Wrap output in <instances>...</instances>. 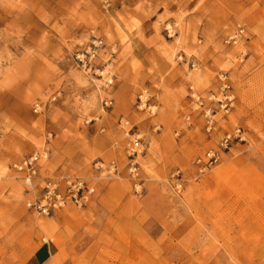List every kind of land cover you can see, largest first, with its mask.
<instances>
[{
	"label": "rangeland",
	"instance_id": "obj_1",
	"mask_svg": "<svg viewBox=\"0 0 264 264\" xmlns=\"http://www.w3.org/2000/svg\"><path fill=\"white\" fill-rule=\"evenodd\" d=\"M11 10L0 264H25L45 242L58 248L49 264H264V0H0V18ZM94 39L88 72L74 56ZM235 128L245 143L200 174L196 158ZM41 152L33 180L13 169ZM65 179L94 190L83 207H27Z\"/></svg>",
	"mask_w": 264,
	"mask_h": 264
},
{
	"label": "built area",
	"instance_id": "obj_2",
	"mask_svg": "<svg viewBox=\"0 0 264 264\" xmlns=\"http://www.w3.org/2000/svg\"><path fill=\"white\" fill-rule=\"evenodd\" d=\"M243 30L238 28L236 35L231 38L235 41L241 36ZM103 49V44L100 39H94L84 49L76 52L74 58L77 65L88 72L96 70V61L99 59V54ZM223 87L222 90H224ZM220 110L224 114H228L233 107V98L231 96H224L217 100ZM34 112H37L35 109ZM212 129V120H207L206 132L209 133ZM245 132L241 128H235L231 132L226 133L220 139L215 149L206 151L203 155L196 158L194 165L200 174L209 171L216 166L222 154L228 151L230 146L234 143H245ZM47 158L46 152L34 153L17 164H14L13 169L25 175L27 181H31L37 177L39 173V164ZM136 169L131 167L129 172L132 176L136 175ZM64 189L59 190V185L56 182L46 181L42 188L41 195L27 204V207L37 216L50 217L54 212L67 204L74 207L81 208L89 200L94 190L85 182L78 179H65L63 181Z\"/></svg>",
	"mask_w": 264,
	"mask_h": 264
},
{
	"label": "crops",
	"instance_id": "obj_3",
	"mask_svg": "<svg viewBox=\"0 0 264 264\" xmlns=\"http://www.w3.org/2000/svg\"><path fill=\"white\" fill-rule=\"evenodd\" d=\"M58 254V248L52 243H42L26 260L25 264H49Z\"/></svg>",
	"mask_w": 264,
	"mask_h": 264
},
{
	"label": "bare ground",
	"instance_id": "obj_4",
	"mask_svg": "<svg viewBox=\"0 0 264 264\" xmlns=\"http://www.w3.org/2000/svg\"><path fill=\"white\" fill-rule=\"evenodd\" d=\"M11 12L13 11H9L8 14H6L3 18H0V26L13 15ZM35 32H38V27L35 29Z\"/></svg>",
	"mask_w": 264,
	"mask_h": 264
}]
</instances>
